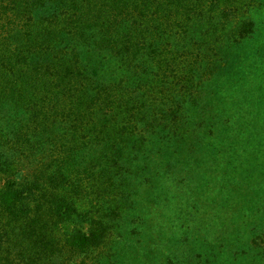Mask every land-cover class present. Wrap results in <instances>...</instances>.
Listing matches in <instances>:
<instances>
[{
	"label": "rangeland",
	"instance_id": "obj_1",
	"mask_svg": "<svg viewBox=\"0 0 264 264\" xmlns=\"http://www.w3.org/2000/svg\"><path fill=\"white\" fill-rule=\"evenodd\" d=\"M186 1L201 2L227 28L211 40L218 63L204 70L187 103L183 93L176 105L174 95L152 89L139 93L144 100L125 98L140 126L134 136L125 123H112L56 134L51 148L28 158L16 146L22 145L12 146L17 162L0 173V189L8 179L19 184L40 176L47 229L62 245L54 264H264V250L256 246L264 238V0ZM176 74L171 88L183 90L186 79ZM171 107L195 109L199 130V119L191 118L187 125L176 122L170 135L154 131L161 115L174 125ZM141 129L151 135L142 136ZM89 135L94 142L87 150H70ZM55 194L68 197L78 211L56 229L58 219L50 214L64 209H47ZM95 221L107 228L104 241L72 251L67 237L88 233Z\"/></svg>",
	"mask_w": 264,
	"mask_h": 264
},
{
	"label": "trees",
	"instance_id": "obj_2",
	"mask_svg": "<svg viewBox=\"0 0 264 264\" xmlns=\"http://www.w3.org/2000/svg\"><path fill=\"white\" fill-rule=\"evenodd\" d=\"M214 19L201 2L191 6L186 0H0V173L17 162L10 154L15 143L28 158L51 148L56 134L69 129L81 133L125 123V132L134 136L140 126L126 97L160 89L162 96L174 95L176 105L183 93L187 103L204 70L218 63L211 40L227 28ZM178 71L186 79L183 90L170 85ZM176 110L168 111L174 125L161 115L154 131L170 135L176 122L192 119H199V130L202 118L195 109ZM148 132L139 130L144 137ZM93 142L78 140L70 150H87ZM45 193L40 176L19 184L8 179L0 189V264H54L61 255L62 245L44 218ZM48 203L51 213L56 206L64 209L50 214L58 219L55 229L78 213L64 195ZM95 224L88 233L69 235L65 244L74 252L98 247L107 228ZM256 246L264 250V238Z\"/></svg>",
	"mask_w": 264,
	"mask_h": 264
}]
</instances>
